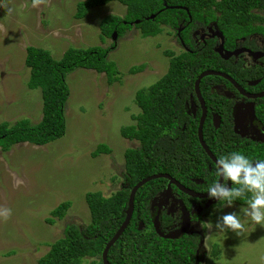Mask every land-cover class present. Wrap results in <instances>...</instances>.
I'll return each instance as SVG.
<instances>
[{
    "label": "trees",
    "instance_id": "obj_1",
    "mask_svg": "<svg viewBox=\"0 0 264 264\" xmlns=\"http://www.w3.org/2000/svg\"><path fill=\"white\" fill-rule=\"evenodd\" d=\"M113 2L123 5L126 14L124 17L109 15L101 21L102 42L112 39L115 32L121 38L133 27L141 31L143 38L157 37L164 33V28L170 27L176 33L182 28L185 39V34L192 27H203L215 21L227 37L226 46L238 36L247 37L253 32H262L253 28L255 17L252 8H264V0H86L77 4L75 17L77 20L85 19L91 10ZM137 21L139 24H136ZM184 43L190 49L187 40ZM213 47H207L204 52L193 47V52L184 51L181 54L172 50L164 51L169 60L168 71L157 83L136 93L135 102L140 113L132 116L134 124L121 129L125 139L139 143L136 149L126 150L122 189L110 197H104L100 192L88 193L86 201L91 213L90 223L83 228L68 226L65 237L56 241L37 264H82L86 258H93L90 264L98 261L103 264L102 256L107 244L126 219L131 191L144 179L169 174L183 185H192L200 180L207 184L217 181L216 167L199 141L200 115L196 119L189 116L186 106L190 96L195 95V82L203 72L232 71L231 75L236 72L233 65L220 62L218 56L212 53ZM113 49H116L115 45L110 48H70L61 60H55L45 49L28 47L25 60L26 67L30 69L28 88L41 90L43 116L36 125L26 120L14 125L0 124V148L7 152L22 143L45 146L65 136V106L70 96L68 74L82 68L105 74L109 84L119 82L121 72L108 59ZM210 53L216 58H211ZM145 68L146 65L135 66L129 72L139 74ZM247 79L250 77L243 81L247 83ZM219 80V77H207L201 82L202 96L209 108V118L203 128L204 141L217 159L232 152H240L253 162L264 160V143L254 144L234 133L229 102L223 97L225 114L220 127H214L211 114L219 113L217 107L221 101L210 93L209 86ZM256 118L264 127V99L258 101ZM111 152L108 146L101 145L95 155ZM209 165L213 171H210ZM165 183L163 179L153 180L137 192L133 219L109 251L110 264L196 262L200 242L198 237L169 241L155 232L154 219L150 216L148 206ZM204 186L208 188L210 185ZM224 203L227 202H220ZM233 204L246 207L247 198L237 199ZM71 206L70 202L62 203L52 211V216L64 219ZM48 222L54 223L52 219ZM214 253L217 254V246L214 247Z\"/></svg>",
    "mask_w": 264,
    "mask_h": 264
},
{
    "label": "rangeland",
    "instance_id": "obj_2",
    "mask_svg": "<svg viewBox=\"0 0 264 264\" xmlns=\"http://www.w3.org/2000/svg\"><path fill=\"white\" fill-rule=\"evenodd\" d=\"M83 1L48 0L33 7L32 0H0V124L26 120L36 125L42 119V92L28 88V47L45 49L61 60L70 48L116 44L108 59L122 77L109 84L105 74L75 69L67 76L70 96L65 106V136L45 146L22 143L7 152L0 148V208L11 210L7 219L0 216V264H37L65 237L68 226L83 228L90 223L88 193L110 197L122 189L126 150L139 146L121 135L122 127L134 124L132 116L140 113L136 93L166 74L169 60L164 51H183L170 27L149 38L133 27L116 42L110 38L102 42L101 21L109 15L124 17L126 8L113 2L77 20V4ZM140 65H146L144 72H129ZM101 145L112 152L96 156ZM64 202L72 204L67 215L54 218L52 211ZM241 208L233 204L211 211L218 212V217L210 220L205 240L204 247L211 253L205 258L207 264H264V226L249 220L242 236L215 228L219 217L239 214ZM51 219L54 223L48 222ZM214 244L219 245L217 254ZM92 261L86 258L82 264Z\"/></svg>",
    "mask_w": 264,
    "mask_h": 264
},
{
    "label": "flooded vegetation",
    "instance_id": "obj_3",
    "mask_svg": "<svg viewBox=\"0 0 264 264\" xmlns=\"http://www.w3.org/2000/svg\"><path fill=\"white\" fill-rule=\"evenodd\" d=\"M252 13L255 17L253 18L254 20L252 22L253 28L260 29L262 30V32L261 33L253 32L247 37L238 36L234 40H231L230 45L226 46L227 37L224 35L223 31L219 28L218 22L216 21L210 22L208 25H204L203 27H192L185 34V39L182 35L183 29L181 28L179 29V32L176 33V39H178L177 41L179 42L181 48L183 49L182 52L184 51L193 52V47L196 50H200L201 52H204V50L207 47L209 49V47L214 45L212 49V53L218 56L220 62L223 63L222 61H225L227 64L229 63L234 66L236 71L234 75H231V73L233 74L232 71L231 73H227V72H222L220 70H216L213 72L224 74L225 77L223 76L204 77L200 81L199 91L202 96L201 82L205 78L219 77L220 78L219 81L210 83L209 86L210 93L212 95L215 94L214 97L218 98L221 101V103H218L219 106L217 107L219 113L211 114V120L212 122L214 121L213 122L214 127H215V120L218 119L220 120V125H221L222 116L225 114V106H223L224 103L221 99V97H223L229 102L228 103L229 113L232 119V126L234 133L236 134L235 115L238 109H240L238 111V114H240L238 118L239 124L241 125L242 129L248 133L247 137L243 139L256 144L262 142L255 141L253 140V138L262 139L264 133V127L262 126L261 122L258 121L257 118L253 120V116H252V107L255 111V116H256V107L258 106V101L264 99V98H257V99L253 98L258 95L264 94V8L254 7L252 8ZM220 34L221 36H219ZM184 40H187L190 49L187 48L186 44L184 43ZM222 46L223 49H221V52L223 53V55L239 51L238 56L233 55L228 60L224 59L222 53L220 52V48ZM208 49H207V53H209ZM213 54L210 53L211 58H216V56ZM201 75H199V77ZM199 77L197 78V80L199 79ZM249 77L250 79H247L246 80L247 83H245L243 81L244 78H249ZM196 82H195V95H194L195 98L193 95L190 96L189 102H187L186 106H187V114L189 116H192L193 118L196 119L200 115L199 117V126H200L204 109L196 92ZM202 99L204 100L203 96ZM204 105L207 110V114H206V120H207V118H209V108L206 105L205 101H204ZM239 136L242 138L241 135ZM206 164L208 163L206 162ZM214 165L216 167L215 163ZM209 168L210 171H213L210 165ZM162 175L168 177V178H162L163 180H165L166 183L163 189L159 191L152 198L148 206L150 216L154 219L153 224L158 218L161 232L164 233L165 235H169L181 230L184 226V219L186 218V220L189 222L188 233L181 234L178 239H181L183 237H190L189 239H192L193 237L194 238L198 237L200 239V242L196 252L197 259L194 264H202V261L207 264L205 258L211 255V253H207V250L204 247L205 240L210 234V229H209L210 220H213L218 217V212L216 214H212L211 211L214 210L216 207L224 208L225 206L227 207L229 206L227 205V203L220 204L221 201L216 202L215 199H210L209 197L201 198V199L191 197L179 188L180 186L186 190L196 193L197 195H207L208 188H206V186L204 185H211L212 183L207 184L205 181L200 180V181H195V184L192 185H183L176 178H174L169 174H162ZM219 179L220 177L218 176L217 181ZM193 185H198V187L194 188ZM227 186L229 188L233 187V185L228 184V182H227ZM141 224L144 226L143 223ZM155 232L159 237H161L157 233L156 229ZM166 240L175 241L172 239H166ZM213 246L218 247L219 245L214 244ZM96 260L98 261V259ZM102 263L104 264L103 259H102Z\"/></svg>",
    "mask_w": 264,
    "mask_h": 264
},
{
    "label": "clouds",
    "instance_id": "obj_4",
    "mask_svg": "<svg viewBox=\"0 0 264 264\" xmlns=\"http://www.w3.org/2000/svg\"><path fill=\"white\" fill-rule=\"evenodd\" d=\"M47 2L48 0H32V6L38 7ZM215 164L220 180L208 187L209 198L226 201L229 207L235 200L247 198V206L241 208L239 214L230 212L218 218L215 224L218 232L231 231L242 236L247 232L249 220L255 225L264 226V160L253 162L240 152H232L218 158ZM227 182L235 187L229 188ZM0 216L7 219L11 216V210L0 208Z\"/></svg>",
    "mask_w": 264,
    "mask_h": 264
},
{
    "label": "water",
    "instance_id": "obj_5",
    "mask_svg": "<svg viewBox=\"0 0 264 264\" xmlns=\"http://www.w3.org/2000/svg\"><path fill=\"white\" fill-rule=\"evenodd\" d=\"M166 5V4H165ZM167 7V5H166ZM152 19H154V16L151 17ZM136 24H139V22L137 21ZM221 36V34L219 35ZM112 39L113 41L116 42V40L118 39V34L115 32L112 36ZM221 49H223V46L220 48V52H221ZM222 53V52H221ZM239 54V51H236V52H233V53H228L226 55H223L222 53V56L224 59L228 60L231 56L235 55V56H238ZM206 76H223L225 77L224 74H221V73H217V72H213V71H207V72H204L200 77L199 79L197 80L196 82V92H197V95L200 99V102L202 103V107L204 109V113H203V116L201 118V122H200V126H199V129H198V137H199V141L201 143V146L202 148L206 151V153L208 154L209 158L214 162L216 163L217 159L216 157L212 154V152L209 150L208 146L206 145L205 141H204V135H203V128H204V124H205V120H206V114H207V110L205 108V105H204V100L202 99V96L200 94V91H199V84H200V81L206 77ZM253 98H264V94L262 95H258L256 97H253ZM239 115L240 114H237L236 117H235V123H236V128H235V132L236 134L238 135H241L242 138H245L247 137L248 133L246 131H244L241 127V125L239 124ZM252 116H253V120L256 118L255 116V111L252 107ZM241 117H242V114H241ZM220 126V120H215V127L216 128H219ZM253 140L255 141H258V142H262L264 143V133H263V138L262 139H254ZM162 178H168L167 176L165 175H162V174H158V175H154V176H151L147 179H144L143 181H141L140 183H138L131 191V194H130V198H129V208L126 212V219L125 221L123 222L122 226L120 227V229L117 231V233L115 234V236L110 240V242L107 244L104 252H103V262L104 264H110L108 262V253L109 251L111 250V248L115 245V243L120 239V237L124 234V232L127 230V228L129 227L130 225V222L132 220V217H133V214H134V211H135V197H136V194L137 192L142 188L144 187L146 184H148L149 182L153 181V180H158V179H162ZM220 180V179H219ZM222 182V181H221ZM179 185V184H178ZM179 188L185 192L187 195L191 196V197H195V198H207L209 197L208 194L207 195H197L196 193L192 192V191H189V190H186L182 187L179 186ZM216 200V199H215ZM216 202H218V200H216ZM154 227L157 231V233L164 239H172V240H176L179 238V236L183 233H188V228H189V222L186 220V218L184 219V226L181 230L177 231L176 233H173V234H169V235H165L164 233L161 232L160 230V225H159V220L158 218L156 219L155 223H154Z\"/></svg>",
    "mask_w": 264,
    "mask_h": 264
}]
</instances>
